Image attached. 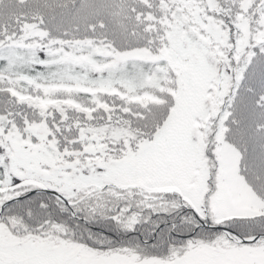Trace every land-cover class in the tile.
<instances>
[{
    "label": "snow or ice",
    "instance_id": "obj_1",
    "mask_svg": "<svg viewBox=\"0 0 264 264\" xmlns=\"http://www.w3.org/2000/svg\"><path fill=\"white\" fill-rule=\"evenodd\" d=\"M0 264H264V0H0Z\"/></svg>",
    "mask_w": 264,
    "mask_h": 264
}]
</instances>
